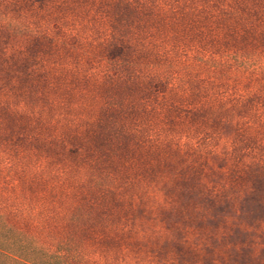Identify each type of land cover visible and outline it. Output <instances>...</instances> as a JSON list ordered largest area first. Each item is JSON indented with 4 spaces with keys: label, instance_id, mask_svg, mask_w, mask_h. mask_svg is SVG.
<instances>
[{
    "label": "rangeland",
    "instance_id": "1",
    "mask_svg": "<svg viewBox=\"0 0 264 264\" xmlns=\"http://www.w3.org/2000/svg\"><path fill=\"white\" fill-rule=\"evenodd\" d=\"M179 10L223 13L212 41L205 20L162 23ZM206 43L221 69L192 60ZM171 45L188 57L165 76ZM244 98L254 120L213 122ZM7 235L50 264H264V0H0Z\"/></svg>",
    "mask_w": 264,
    "mask_h": 264
},
{
    "label": "trees",
    "instance_id": "2",
    "mask_svg": "<svg viewBox=\"0 0 264 264\" xmlns=\"http://www.w3.org/2000/svg\"><path fill=\"white\" fill-rule=\"evenodd\" d=\"M223 15V13H221ZM215 14L210 11L205 12H171V13H162L160 14L162 23L166 25L169 21H165L168 18H175L176 20L178 18L180 19H187L190 15V18L192 21H206V42L212 41V34H215V27H213L214 20L217 19L220 15ZM193 17L195 20H193ZM173 18V19H174ZM175 22V21H174ZM171 25V24H168ZM209 34V35H208ZM113 38H116V35H113ZM122 37H120L121 39ZM185 46V45H184ZM184 46L179 49V47H176V45H171L169 47H162V52L159 55V58L157 59L158 63L160 64V67L162 68L161 72L162 74H165V76H171V69L170 66H167L168 63H172L171 59H168L167 55L170 54L174 58V61L182 59L183 57L187 56V49L184 48ZM160 47V44H159ZM161 48V47H160ZM210 48L208 43H206V57L203 55H193L192 60L196 61L197 66L203 65L206 66V71H212L221 69V67H224L225 63L222 61L223 59H219L218 56H221L220 53V47L210 49L211 51H208ZM163 65V67H162ZM172 65V64H171ZM182 72L184 74L186 79H181V84H183L184 88L188 89V91L194 95H200L203 92H206V98L212 99V96H214L218 91L217 89H220L222 85L216 84L212 80L206 81V91H201L198 85V80L193 79L191 76L195 75L194 69L190 70L187 68V66L179 67L174 72ZM213 72V71H212ZM189 73V74H188ZM167 74V75H166ZM171 74V75H170ZM220 86V87H219ZM219 93V92H218ZM249 99L244 98L240 101H224L222 103H217L218 109L212 111L211 113V119L216 122H221L222 118L218 117L222 112L224 114L232 113L234 115L238 116H249L246 117L247 121L250 122L253 119L252 115H248L249 108L246 109V103H248ZM217 114V115H215ZM225 116V115H224ZM3 241H0V259L2 260L3 264H50L47 258V254L39 249H36L35 247H29L28 249L24 248L22 244H18L14 237L11 235H7L2 238ZM12 244L14 246H10L8 244Z\"/></svg>",
    "mask_w": 264,
    "mask_h": 264
}]
</instances>
